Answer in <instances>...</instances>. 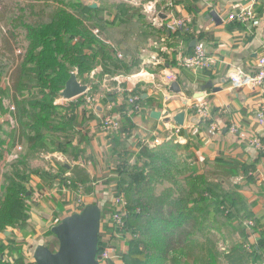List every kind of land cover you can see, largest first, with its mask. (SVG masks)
<instances>
[{
  "label": "crops",
  "instance_id": "1",
  "mask_svg": "<svg viewBox=\"0 0 264 264\" xmlns=\"http://www.w3.org/2000/svg\"><path fill=\"white\" fill-rule=\"evenodd\" d=\"M149 1L154 3V10L145 9ZM135 3L132 2V7L125 4L122 9L123 6L117 5L114 10L115 7L97 5L92 0H72V15L95 34L98 33L95 26L100 24L104 30L98 38L110 51L116 44L118 52L104 54L105 49H99L101 45L85 49L84 61L90 66L85 78L96 75L101 89L108 84L114 89L93 106L87 103L83 106L91 114L90 120L86 129L72 127V147L79 149L72 150L73 162L66 164L62 178L69 179L70 170L79 169L85 178L78 179L86 181L96 166L105 169L103 174L107 179H113L105 182L107 185L116 183L124 175L116 171L120 170L116 164L125 159L124 168H129L136 161L140 147H150L154 138L160 140L159 144L166 142L165 137L171 135V124L175 123L174 116L183 112L180 126L183 134H180L184 140L180 144L189 145L187 163L196 169L198 182L215 194L211 196L210 207L209 203L199 204L201 212L197 215L194 235L213 240L217 264H264V121H257L264 106V84L254 88L232 87L228 80L229 73L236 68L253 73L257 59L264 54V0H135ZM235 5H252L255 19L251 25L228 20L229 13L238 10ZM85 7L89 9L86 13ZM211 11L217 13L219 24L210 16ZM155 13H160L159 24L174 18L186 19L188 30L169 32L153 20ZM195 45L214 57L210 69L193 70L179 64L178 57L193 54ZM166 73H173L174 79L167 80ZM172 82L177 83L178 91L170 88ZM126 92L138 98L142 106L139 113L125 112ZM200 96L208 104L211 115L208 120L197 117L192 106ZM77 101V96L72 98L73 103ZM152 112H159L160 116L152 117ZM106 114L120 115L122 128L118 133L106 135L100 128L99 122ZM1 115L4 113L0 112ZM231 123L237 125V133L229 131ZM212 124L218 130H213ZM85 130L86 149L85 141L80 140ZM18 134L16 119H0V196L3 173L17 156L24 155L28 164L41 173L51 167L41 160L48 162L39 152L41 139L38 141L36 137V145L27 144L24 139H18ZM60 139L63 140V135ZM47 144L51 146L52 141ZM78 155L84 158L79 161ZM55 158L59 160L61 156ZM36 162L40 165H33ZM52 174L56 177L45 184L40 175H32L33 186L43 185L36 201L54 199L56 193L64 197L67 188L61 183L64 180H58L56 171ZM98 185L100 181L94 187ZM31 191L35 188L31 187ZM69 200L64 199L62 216L71 206ZM54 222L56 225L57 221ZM31 237L19 233L14 226L0 232V241L5 246L20 243L25 261L34 264L32 253L37 245ZM126 241L119 244L123 258L128 247ZM15 257L14 252L5 249L0 253V264H11ZM124 264L140 263L127 255Z\"/></svg>",
  "mask_w": 264,
  "mask_h": 264
},
{
  "label": "trees",
  "instance_id": "2",
  "mask_svg": "<svg viewBox=\"0 0 264 264\" xmlns=\"http://www.w3.org/2000/svg\"><path fill=\"white\" fill-rule=\"evenodd\" d=\"M47 14L49 19L55 17V13ZM59 19L55 30L43 26L42 21L36 23V29L30 32L33 42L27 52L28 61L16 68V73L20 76L16 77L14 89L16 94L17 92L21 94L19 97L25 98L21 91L29 89L30 84H38L40 87L41 96L29 102L36 111L31 115L13 114L19 126L18 139H24L27 144L36 145V137L40 136L42 130L61 133L70 126L86 129L90 113L84 107L82 115L72 119V122L63 117L65 121L62 125L49 121L52 116L49 111L55 108V105H52L53 100L60 97L71 71L76 72V76L79 77L84 74L83 72L90 70L89 64L84 61L85 49L101 45L99 49L102 51L105 49L104 54L110 52L98 38L99 31L97 34L93 33L81 19L73 15L71 20L63 15ZM28 62H31L32 66ZM77 98L78 101L72 103V106H77L84 100L82 94ZM21 104H24V101H17L18 106ZM180 133L183 134V131ZM53 136L60 138L62 135ZM87 138V131L80 136V140L85 141V149ZM64 139L67 137L63 136ZM66 143L67 140H64L63 144ZM40 144L43 148L46 142L41 140ZM188 146L187 143L182 145L172 141L151 147L142 146L137 151L134 164L122 171L118 170L124 173L123 176H127L128 187L126 191L119 188L115 194L122 192L127 200L126 238L130 239L136 248L131 252L129 242L126 243L128 247L124 253L125 257L128 255L140 264L218 263V253L214 249L213 240L209 237L199 239L194 235L198 222L197 215L201 212L199 204L202 201L208 203L207 196L212 198L211 196L215 194L198 182L196 169L187 163ZM56 167L61 168L59 174H64L67 170L66 164H58ZM38 171L39 169L28 164L24 155L17 156L8 164L1 184L0 232L19 223V218L14 214V208L18 203L25 202L26 211L30 209L31 204L37 205L35 201L30 200L34 193L37 195L42 193L43 185L36 183L33 186L32 175H40L43 183H48L52 177H56L48 171L42 173ZM70 172L72 175L70 174L69 179L66 177L63 179L57 173L58 180H64L61 182L64 188L75 190V181L85 177L79 169H71ZM67 180H70V184ZM83 180L79 181L84 182ZM112 181L111 178L105 180L107 183ZM159 186H163L160 192L157 191ZM31 187L35 188L34 192L31 191ZM113 210L108 202L105 203L101 208V220ZM55 221L60 222V219ZM49 233L53 235L51 231ZM47 247L53 251L50 244ZM5 249L16 254L11 264H32L25 261V253L21 251L20 243L5 246L0 241V253Z\"/></svg>",
  "mask_w": 264,
  "mask_h": 264
},
{
  "label": "rangeland",
  "instance_id": "3",
  "mask_svg": "<svg viewBox=\"0 0 264 264\" xmlns=\"http://www.w3.org/2000/svg\"><path fill=\"white\" fill-rule=\"evenodd\" d=\"M92 1H94V3H98L97 5L108 4L110 7L121 5L123 6L120 7L121 9L125 8L126 5L132 7V0ZM116 9L117 7L114 8V10ZM71 10L72 0H0V112L4 113V115L0 116V119H4L5 117L14 118L13 114L20 115L22 113L31 115L36 111V108L31 106L29 102L41 96L40 87L38 84H30L29 89L21 91L22 95H24L25 98L19 97L21 94L19 92H17L16 94V90L14 89L16 77L20 76L18 73H16V68L18 65L22 66L24 62L28 61L27 52L33 42V37L30 35V32L36 29V23L42 21L43 26H46V28L48 29L55 30L58 26L56 24L60 22L59 18L61 17V15L68 17L69 20L72 19V15L70 12ZM83 10L84 13L89 11V9H87L86 7ZM51 12L55 13V17L49 19L47 13ZM96 28L100 33H103L104 29L100 24L98 26H95V29ZM100 33L98 35L101 36L102 33ZM114 47L115 48L113 49V51L111 50L109 52L110 55L111 53L118 52V50L116 49V44H114ZM28 64L32 66L31 62H28ZM71 73H75L76 75V72L71 71ZM83 73L84 74H81L79 77H76L81 84L87 86V90L85 91L86 96H82V98H86L87 96L94 98L92 106L95 103L100 102L101 96H106L108 95L107 93H111L110 89H114L111 84H108L101 89V87L99 86V84L101 83L98 81L99 79H97L98 77L96 75L91 78H85V72ZM85 93H83L82 95H85ZM125 94L127 103L129 92H126ZM17 101H24V104L18 106ZM72 103V99L64 100L61 97L55 98L52 104L53 106L55 105V108L49 111V113L52 114V116L49 118V121L56 125H62V122L65 121V118H68L69 121L72 122V119H75L82 115L81 112L84 110L83 106H85L86 100H83V102H81V104L77 106H72ZM63 117L65 118L63 119ZM54 132L56 131L52 132L42 130L43 134L37 137L38 141H40L41 139L46 142L43 150L39 148V152H41L42 157L48 161L47 163H44L43 159L41 158L43 164L46 166H51L48 169V172H50V174H52L54 171H56L57 173L61 172V168L56 167L58 164L71 165L73 162L72 158L70 157L72 156V150L79 149L76 146L72 147V126L68 127L65 132L59 133L67 137L68 143H66L65 145L63 144L64 140L60 139L61 137L57 138L56 136H53ZM49 140L53 141L51 146L47 144ZM57 156H61V159L58 160L57 158H55ZM83 158L84 157H82L81 155H78L79 161ZM124 161L125 159H123V162L120 161L119 164H116L117 168H120L121 171L125 169ZM39 162L33 163V165H40ZM103 170L105 171V169H103L102 167L97 169L95 166L93 171L91 172L92 174L90 179L84 182L77 181L76 183H74L75 190H71L72 194H70V197L67 195L66 191L64 197L63 194L56 193L54 195V199L49 197L43 199V201H41V199H38V205L31 204V209H29L28 211L24 209V206L26 205L25 202L18 203L14 208V214L19 218V221L21 222H19L18 225L14 226V229H17L19 233H23V235L24 233L26 235H31V240H35L33 241L34 245H43L44 242L47 245L50 244L53 251H55L58 248V241L56 237H54V235H51L49 233L51 231V228L54 226L55 219H60L61 221V219L66 216L74 213H79L80 210L79 212L78 210H76L78 207L75 206V204H96L99 208H102L103 205L109 202V199L115 195V193L119 189L118 187H121L126 191L128 187V182L126 180L128 179L127 176L119 177L116 183L107 185L105 183L107 175L103 174ZM96 181H100L101 185H98V187H94ZM102 184L107 185V187H104ZM185 187H187V184H185ZM162 188L163 186H159L157 188V191L160 192ZM39 197L40 196L34 193L32 196V200L30 201L37 202L36 199ZM173 197H175V195H173ZM207 197L209 198L207 202L209 203L210 207V205L213 203V199L209 196ZM59 199L61 201H59ZM64 199L66 202L70 199L69 201L71 204L69 205L71 206L65 211V214L62 216L61 206L63 207L66 205ZM201 203L205 205L207 204L205 201H202ZM209 207H207V209ZM125 240H127L126 243L129 242L128 244L131 246V252L136 249L134 243L130 239L126 238ZM125 240H122L120 242L116 240L118 248L119 244L121 243L122 245V242H125Z\"/></svg>",
  "mask_w": 264,
  "mask_h": 264
},
{
  "label": "built area",
  "instance_id": "4",
  "mask_svg": "<svg viewBox=\"0 0 264 264\" xmlns=\"http://www.w3.org/2000/svg\"><path fill=\"white\" fill-rule=\"evenodd\" d=\"M135 3V0H132ZM136 4V3H135ZM145 9L150 11L154 10V3L149 1L145 5ZM237 7V11L230 12L228 15V20L237 21L239 23H246L251 25V22L255 19V14L253 11L252 5L250 6H240L235 5ZM159 14L155 13V19L157 24L164 29L171 31H181L188 30L187 28V20L174 18L166 23L159 24ZM179 64L188 69H210L215 61L214 57L208 55L200 45L194 46L193 54L189 56H179L178 57ZM165 77L167 80H173V73H166ZM229 83L232 87H257L264 84V54H262L257 59V68L253 73H247L242 68H236L234 71L229 73L228 75ZM86 103L89 106H92L94 101L93 97L87 96L84 98ZM127 107L125 112L130 113H139L142 109L140 102L136 96H128L127 97ZM192 106L194 107L195 114L197 117L203 120H208L211 118L209 107L207 102L203 99V96L197 97L194 99ZM257 121L259 123H263L264 121V106H262V110L258 114ZM100 128L106 133V135H113L118 133L121 130L120 124V115H112L106 114L99 122ZM213 130H218L215 125H211ZM229 131L232 133H237L238 127L235 123H231L228 127ZM181 127L176 125L175 123L171 124V135H167L165 140L174 141V142H182L184 139L180 134ZM160 140L158 138H154L151 143V146L158 145ZM150 146V147H151ZM70 180H68V184ZM66 193L71 194V190H64ZM114 210L107 214L103 220H101L100 231L98 236V244H97V254L96 259L99 264H124V258L122 256V252L119 250L116 240L119 242L126 239L127 229L125 230L126 222L125 219L128 215V203L124 194L122 192L115 194L113 197L109 199L108 202ZM89 203H85L84 205H76L78 208L76 210L81 211L86 205ZM59 223V222H57ZM56 223V224H57ZM99 245V251H98Z\"/></svg>",
  "mask_w": 264,
  "mask_h": 264
},
{
  "label": "water",
  "instance_id": "5",
  "mask_svg": "<svg viewBox=\"0 0 264 264\" xmlns=\"http://www.w3.org/2000/svg\"><path fill=\"white\" fill-rule=\"evenodd\" d=\"M92 7L95 8L96 5ZM210 16L217 24L221 22L216 12L211 11ZM170 88L178 91L177 83L172 82ZM86 89L87 86L77 80L75 73H71L60 96L69 100L83 94ZM151 115L158 118L160 113L152 112ZM183 119L184 113L180 112L173 120L176 125L181 126ZM101 217V208L96 204H88L79 213L62 218L51 228L52 234L58 241V248L52 251L46 245H37L32 253L34 262L36 264H99L96 254Z\"/></svg>",
  "mask_w": 264,
  "mask_h": 264
}]
</instances>
